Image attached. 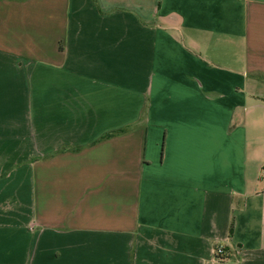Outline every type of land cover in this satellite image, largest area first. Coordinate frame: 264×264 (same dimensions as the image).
<instances>
[{
  "label": "crops",
  "instance_id": "obj_1",
  "mask_svg": "<svg viewBox=\"0 0 264 264\" xmlns=\"http://www.w3.org/2000/svg\"><path fill=\"white\" fill-rule=\"evenodd\" d=\"M0 264H264V0H0Z\"/></svg>",
  "mask_w": 264,
  "mask_h": 264
},
{
  "label": "trees",
  "instance_id": "obj_2",
  "mask_svg": "<svg viewBox=\"0 0 264 264\" xmlns=\"http://www.w3.org/2000/svg\"><path fill=\"white\" fill-rule=\"evenodd\" d=\"M113 136H114V134H110L106 138H110V137H113ZM232 231H233V227L231 228V233H232ZM217 256L220 257V254H217Z\"/></svg>",
  "mask_w": 264,
  "mask_h": 264
},
{
  "label": "built area",
  "instance_id": "obj_3",
  "mask_svg": "<svg viewBox=\"0 0 264 264\" xmlns=\"http://www.w3.org/2000/svg\"><path fill=\"white\" fill-rule=\"evenodd\" d=\"M224 252H223V250L222 249H218L217 250V254H220V255H222Z\"/></svg>",
  "mask_w": 264,
  "mask_h": 264
}]
</instances>
